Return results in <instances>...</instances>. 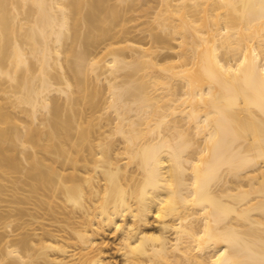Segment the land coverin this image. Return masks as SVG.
Instances as JSON below:
<instances>
[{
	"label": "bare ground",
	"instance_id": "6f19581e",
	"mask_svg": "<svg viewBox=\"0 0 264 264\" xmlns=\"http://www.w3.org/2000/svg\"><path fill=\"white\" fill-rule=\"evenodd\" d=\"M151 2L0 0V264H264V0Z\"/></svg>",
	"mask_w": 264,
	"mask_h": 264
},
{
	"label": "rangeland",
	"instance_id": "374dc122",
	"mask_svg": "<svg viewBox=\"0 0 264 264\" xmlns=\"http://www.w3.org/2000/svg\"><path fill=\"white\" fill-rule=\"evenodd\" d=\"M157 2V0H152V2L151 3H156ZM154 218L152 217V215L151 216H149V224H148V228H150V229H152L153 228V225L155 224L154 222V220H153ZM153 221V222H152ZM151 222H152V224H151ZM154 223V224H153ZM151 224V225H150ZM113 236V237H112ZM110 235V234H108L107 235V239H108V244H107V254L108 255H110V257L113 259V260H115V262H117L118 264H121V258L119 257V255L118 254H116V252H114V250H112V248H113V246H114V238H115V236L114 235ZM113 240V241H112ZM110 243V244H109Z\"/></svg>",
	"mask_w": 264,
	"mask_h": 264
}]
</instances>
